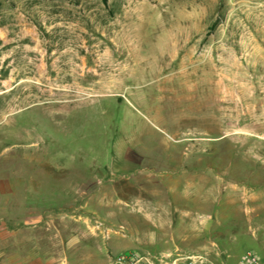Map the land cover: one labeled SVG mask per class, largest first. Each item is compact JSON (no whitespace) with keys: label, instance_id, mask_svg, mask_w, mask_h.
<instances>
[{"label":"rangeland","instance_id":"obj_1","mask_svg":"<svg viewBox=\"0 0 264 264\" xmlns=\"http://www.w3.org/2000/svg\"><path fill=\"white\" fill-rule=\"evenodd\" d=\"M248 251L264 0H0V264Z\"/></svg>","mask_w":264,"mask_h":264},{"label":"built area","instance_id":"obj_2","mask_svg":"<svg viewBox=\"0 0 264 264\" xmlns=\"http://www.w3.org/2000/svg\"><path fill=\"white\" fill-rule=\"evenodd\" d=\"M107 264H214L205 254L181 256L177 253H161L155 256L135 252L117 254ZM236 264H260L253 252H245Z\"/></svg>","mask_w":264,"mask_h":264},{"label":"crops","instance_id":"obj_3","mask_svg":"<svg viewBox=\"0 0 264 264\" xmlns=\"http://www.w3.org/2000/svg\"><path fill=\"white\" fill-rule=\"evenodd\" d=\"M34 211H26L25 213L28 215L30 213H33ZM62 244H64L62 242ZM64 248V246H63ZM63 255H65V251L63 250ZM14 264H71L67 262V259L65 256L63 258L59 257H49L46 261H41L40 258L36 257L34 254L31 256V259H26L22 261H18Z\"/></svg>","mask_w":264,"mask_h":264},{"label":"trees","instance_id":"obj_4","mask_svg":"<svg viewBox=\"0 0 264 264\" xmlns=\"http://www.w3.org/2000/svg\"><path fill=\"white\" fill-rule=\"evenodd\" d=\"M103 3H106L107 2V0H101ZM215 25H216V23H215Z\"/></svg>","mask_w":264,"mask_h":264}]
</instances>
